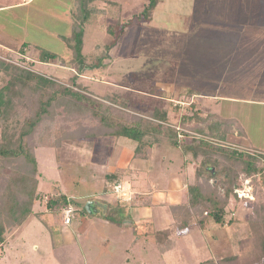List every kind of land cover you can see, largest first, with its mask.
Segmentation results:
<instances>
[{"label":"rangeland","instance_id":"rangeland-1","mask_svg":"<svg viewBox=\"0 0 264 264\" xmlns=\"http://www.w3.org/2000/svg\"><path fill=\"white\" fill-rule=\"evenodd\" d=\"M145 1L30 0L20 5L23 0H0V62L56 75L63 83L75 78L96 98L123 96L139 114L146 105L167 109L162 122L128 109L129 119L143 132L139 139L116 132L90 134L85 119L67 120L59 113L41 121L39 141L33 136L38 168L33 204L21 223L6 231L0 264L264 262V106L218 100L202 88L199 62L188 79L184 67L193 52L187 42L197 19L183 32L170 13L160 14V3L155 8L160 15L143 23L138 12ZM195 2L201 11L206 6L211 11L232 7L228 0ZM80 29L82 58L92 66L97 59L101 63L77 74L70 62ZM44 50L57 57L39 61ZM8 78L0 70V85ZM186 87L193 89L188 98L183 96ZM28 93L15 98L28 104L13 108L18 127L36 108ZM189 104L195 110H186ZM214 124L229 131L222 128L219 137L212 131L217 129ZM200 127L203 134L196 132ZM198 139L240 154L226 160L208 149L193 157L178 145ZM247 164L257 170L254 177L245 173ZM196 169L201 174L196 175ZM117 182L130 188L129 200L113 190ZM189 185L197 186L198 198L204 196L207 204L191 203ZM173 192L180 197L164 195ZM59 193L71 198L74 211L68 224L62 221V207H46ZM213 206L224 209L223 223H214L206 214Z\"/></svg>","mask_w":264,"mask_h":264},{"label":"trees","instance_id":"trees-1","mask_svg":"<svg viewBox=\"0 0 264 264\" xmlns=\"http://www.w3.org/2000/svg\"><path fill=\"white\" fill-rule=\"evenodd\" d=\"M158 0H149L143 10L139 13V19L141 21L147 20L150 17V12L156 5ZM82 32L83 29L76 32L75 38H73L74 49L71 52V64L74 72H80L83 69H90L91 67H98L100 60L97 59L95 64L86 63V60L82 58L81 46H82ZM80 35V37H79ZM57 56L53 52L41 51L38 54V60L46 62L50 59H55ZM73 62V63H72ZM0 70L6 72L9 75L8 79L0 85V245L5 238L6 231L18 226L22 219L28 215L31 210L34 193L33 190L37 184V161L34 157L35 140L39 141V135L37 127L41 121L47 119L53 120L57 113L67 120L77 118L80 120L85 119L88 129L95 134L111 135L119 134L126 138H137L142 135L140 125L134 123L129 119L128 109L135 114L139 112L130 109L129 107L135 105L123 96L114 93L112 96L105 95L103 98L90 95L89 92L82 87V85L76 82L75 78L63 83L56 75L50 76L41 73H36L33 70H23L8 63L0 62ZM75 79V80H74ZM19 88L15 90V88ZM24 90L21 91V90ZM30 92V93H28ZM193 91L191 89H184L183 96L188 98ZM28 93L31 97L35 98L36 108L34 109L30 117L24 119L22 125L18 127V120L13 119L14 107L16 104L25 106L26 104L18 96ZM18 95V96H16ZM119 104H121L119 107ZM171 105V103L169 104ZM121 108V110L119 109ZM144 113L139 114L144 117H152V119L159 122L165 121L167 118V109L160 106H145ZM194 108V104L186 105V110ZM60 110L57 111V110ZM177 110V108H175ZM195 110V108H194ZM196 114V113H194ZM193 113H191V116ZM190 117L186 115V122ZM77 119V120H78ZM129 119V120H128ZM217 129L212 127V131H216L217 136L222 137V126L220 124H214ZM157 130V129H156ZM211 130V129H210ZM209 130V131H210ZM210 131L209 134H212ZM229 130L223 128V132ZM203 134V129L197 128V131ZM35 135V136H34ZM34 136V137H33ZM186 136L184 133L181 137ZM181 138V139H182ZM211 138V137H208ZM33 141V142H32ZM222 141V139H221ZM31 142V143H30ZM223 142H225L223 140ZM177 144V142H174ZM186 151L190 152L193 157L197 153L201 152L205 154L208 149L212 152H220L221 154H215L216 156L223 155L224 159L233 154H240L232 149L228 150L224 145L213 143L208 140L198 139L195 143L190 144H178ZM209 147V148H208ZM207 148V150H203ZM203 150V151H201ZM228 162V161H227ZM248 165V164H247ZM257 171L255 167L249 164L245 170L247 176L254 177ZM201 174V169H196V175ZM236 185V184H235ZM234 185V186H235ZM233 194L235 193L234 187H232ZM199 191H197L196 185H189L187 190L188 199H192L191 203L199 205L202 201L204 204L207 202L198 198ZM236 196V194H234ZM206 198V197H205ZM194 199V200H193ZM71 198L59 193L56 198L50 199L46 203V207H58L61 208L70 204ZM195 205V204H194ZM91 209V207H90ZM222 207L213 206L212 209H207L206 214L209 219H212L214 223H223L225 215L223 214ZM255 247V246H254ZM253 250V249H252ZM262 259V257H259ZM258 258V259H259ZM262 264L264 262L262 261Z\"/></svg>","mask_w":264,"mask_h":264},{"label":"crops","instance_id":"crops-1","mask_svg":"<svg viewBox=\"0 0 264 264\" xmlns=\"http://www.w3.org/2000/svg\"><path fill=\"white\" fill-rule=\"evenodd\" d=\"M146 3L145 1L143 8ZM160 3H163L158 8L160 14L170 13L183 32L190 29L194 18L197 19L190 41L187 42L193 52L184 67L188 79L190 74H194L193 70L198 67L199 62L204 75L202 88L218 100L264 106V0H228L232 7L227 6L225 10L217 7L212 11L210 6L203 7L201 11L195 5V0H168L167 4L158 0L156 5ZM156 5L150 12L149 19H143V23L160 15L159 10L155 9ZM109 29L110 25L108 31ZM187 51L184 49V52ZM195 51L200 54L199 58L198 54L195 57ZM185 84L190 85L187 81ZM223 87L228 89L223 90ZM186 88L193 91L192 87ZM244 142L247 147L249 144L246 138ZM164 195L166 198H173L172 200L180 197V194L174 192Z\"/></svg>","mask_w":264,"mask_h":264},{"label":"built area","instance_id":"built-area-1","mask_svg":"<svg viewBox=\"0 0 264 264\" xmlns=\"http://www.w3.org/2000/svg\"><path fill=\"white\" fill-rule=\"evenodd\" d=\"M23 1H28V0H23ZM113 190L118 193L121 194L122 199L124 200H129L130 199V188L127 186V184L122 185V183L117 182L113 185ZM239 190V189H238ZM74 209L72 208V206L70 204L63 206L61 208V214H62V221L64 224H68L70 223L72 214H73Z\"/></svg>","mask_w":264,"mask_h":264},{"label":"water","instance_id":"water-1","mask_svg":"<svg viewBox=\"0 0 264 264\" xmlns=\"http://www.w3.org/2000/svg\"><path fill=\"white\" fill-rule=\"evenodd\" d=\"M89 204H90V202L86 203V207H87L88 210L90 209L89 208Z\"/></svg>","mask_w":264,"mask_h":264}]
</instances>
